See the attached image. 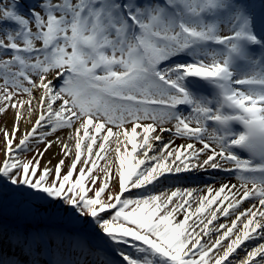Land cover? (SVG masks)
<instances>
[{
    "label": "snow or ice",
    "instance_id": "6c2138e0",
    "mask_svg": "<svg viewBox=\"0 0 264 264\" xmlns=\"http://www.w3.org/2000/svg\"><path fill=\"white\" fill-rule=\"evenodd\" d=\"M0 121V264H264V0H0Z\"/></svg>",
    "mask_w": 264,
    "mask_h": 264
},
{
    "label": "bare ground",
    "instance_id": "6f19581e",
    "mask_svg": "<svg viewBox=\"0 0 264 264\" xmlns=\"http://www.w3.org/2000/svg\"><path fill=\"white\" fill-rule=\"evenodd\" d=\"M30 1L31 0H28V3H30ZM180 142L181 141H177V143H180ZM223 178H224V174L217 173V172L181 174L178 180L168 181V184L183 187L185 183H188V184L191 183V185H188L185 187H203L206 183L207 184H213V183L218 184V182ZM233 182L235 181L233 180Z\"/></svg>",
    "mask_w": 264,
    "mask_h": 264
},
{
    "label": "rangeland",
    "instance_id": "374dc122",
    "mask_svg": "<svg viewBox=\"0 0 264 264\" xmlns=\"http://www.w3.org/2000/svg\"><path fill=\"white\" fill-rule=\"evenodd\" d=\"M25 2H27V0H25ZM33 2V1H32ZM0 122H2V121H0ZM0 142H2V137H0ZM50 155L51 154H49V156H46L45 157V160L43 161V162H46L47 161V159L48 158H50ZM0 159H2V155H0ZM56 161L55 160H53V163H55ZM188 185H191V183H185V185L183 186V185H181V186H183V187H185V186H188ZM165 187H168V186H170L169 184H168V182H166V184L164 185ZM4 215H6V214H4ZM7 217H10V218H13V217H11V216H9V215H6ZM10 220H12V221H7V222H9V224H13V223H15V220H16V218H14V219H10Z\"/></svg>",
    "mask_w": 264,
    "mask_h": 264
},
{
    "label": "trees",
    "instance_id": "16d2710c",
    "mask_svg": "<svg viewBox=\"0 0 264 264\" xmlns=\"http://www.w3.org/2000/svg\"><path fill=\"white\" fill-rule=\"evenodd\" d=\"M15 209L13 208V207H11V206H5L3 209H2V213L3 214H6V215H9V216H11V217H13V218H15Z\"/></svg>",
    "mask_w": 264,
    "mask_h": 264
}]
</instances>
